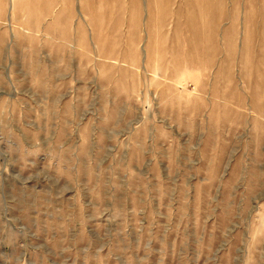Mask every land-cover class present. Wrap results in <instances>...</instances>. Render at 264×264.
<instances>
[{
	"label": "rangeland",
	"instance_id": "1",
	"mask_svg": "<svg viewBox=\"0 0 264 264\" xmlns=\"http://www.w3.org/2000/svg\"><path fill=\"white\" fill-rule=\"evenodd\" d=\"M248 40L264 0H0V264H264Z\"/></svg>",
	"mask_w": 264,
	"mask_h": 264
},
{
	"label": "crops",
	"instance_id": "2",
	"mask_svg": "<svg viewBox=\"0 0 264 264\" xmlns=\"http://www.w3.org/2000/svg\"><path fill=\"white\" fill-rule=\"evenodd\" d=\"M251 40L246 43V66H245V85L247 93L248 116L250 118H264V51L261 49L257 52L251 50L255 49V45ZM263 47V43L261 45ZM223 108L225 111L231 110V85L224 82L223 85ZM238 103H241L240 95L238 96ZM240 114H241V106ZM241 116V115H240Z\"/></svg>",
	"mask_w": 264,
	"mask_h": 264
}]
</instances>
